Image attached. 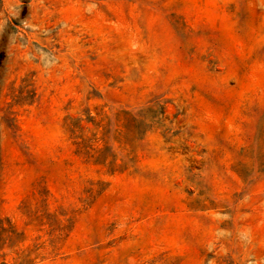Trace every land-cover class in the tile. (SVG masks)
<instances>
[{
    "label": "rangeland",
    "instance_id": "rangeland-1",
    "mask_svg": "<svg viewBox=\"0 0 264 264\" xmlns=\"http://www.w3.org/2000/svg\"><path fill=\"white\" fill-rule=\"evenodd\" d=\"M0 264H264V0H0Z\"/></svg>",
    "mask_w": 264,
    "mask_h": 264
}]
</instances>
